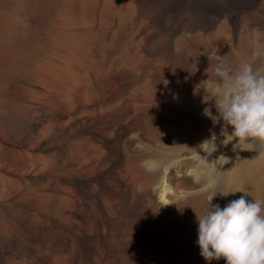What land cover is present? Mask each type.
I'll return each instance as SVG.
<instances>
[{"label": "bare ground", "instance_id": "obj_1", "mask_svg": "<svg viewBox=\"0 0 264 264\" xmlns=\"http://www.w3.org/2000/svg\"><path fill=\"white\" fill-rule=\"evenodd\" d=\"M221 60L264 68V0H0V264H209L194 148L264 198V147L203 114Z\"/></svg>", "mask_w": 264, "mask_h": 264}, {"label": "clouds", "instance_id": "obj_2", "mask_svg": "<svg viewBox=\"0 0 264 264\" xmlns=\"http://www.w3.org/2000/svg\"><path fill=\"white\" fill-rule=\"evenodd\" d=\"M213 75L220 84V92L214 99L216 115L210 108H205L203 114L214 125L223 121L221 144L225 147L232 144L234 152L237 149L255 150L257 144L264 147V68H255L248 61L233 67L221 60L214 66ZM200 85L204 86L202 89L206 95L207 80H202ZM204 102H208L205 96ZM194 149L198 150L194 181L201 185V193L208 194V207L202 214L195 212L199 225L197 244L200 255L209 264L221 259L226 264H264V198L253 197L249 202L241 196L224 208L213 204L217 196L228 197L236 192L249 194L243 189L233 190L230 187L218 190L220 178L217 170L201 167L218 150L215 132ZM201 152L206 155H201ZM259 155H264V152ZM142 167L148 172H155L159 164L146 160L142 162Z\"/></svg>", "mask_w": 264, "mask_h": 264}, {"label": "rangeland", "instance_id": "obj_3", "mask_svg": "<svg viewBox=\"0 0 264 264\" xmlns=\"http://www.w3.org/2000/svg\"><path fill=\"white\" fill-rule=\"evenodd\" d=\"M256 195L257 194L254 191H251V194H249V196L246 198V200H248L249 202H251L253 200V197L257 198ZM231 199H230V201L237 200L239 198L238 197L236 198V196H234Z\"/></svg>", "mask_w": 264, "mask_h": 264}]
</instances>
